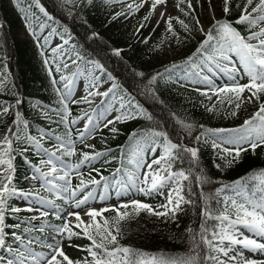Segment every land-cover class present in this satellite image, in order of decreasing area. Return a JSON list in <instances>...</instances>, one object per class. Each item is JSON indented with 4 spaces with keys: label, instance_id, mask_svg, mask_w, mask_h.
Returning a JSON list of instances; mask_svg holds the SVG:
<instances>
[{
    "label": "snow or ice",
    "instance_id": "6c2138e0",
    "mask_svg": "<svg viewBox=\"0 0 264 264\" xmlns=\"http://www.w3.org/2000/svg\"><path fill=\"white\" fill-rule=\"evenodd\" d=\"M93 2L94 0H81L79 6L91 5ZM13 3L19 8V0H13ZM32 3L40 13L48 17L45 9L40 6V0H32ZM183 3L185 0H177L176 6L179 7ZM166 5L167 0H151L149 12L143 19H151L159 6H164V11H160L158 16L164 18L167 15ZM143 6V4H129L127 14L131 15L133 11H139ZM232 7V0H222V12L225 17L230 15ZM236 7L239 8V15L234 20L215 19L207 29L200 28V31L204 33L203 39L199 42L195 52L185 59L183 65L172 64L170 68H165V72L169 76L177 73V70H182L183 76L179 79L195 77L194 83L207 85V90H196L200 91L201 95L207 96L209 100L212 97L208 93L211 92L221 103L227 99L229 104H232L234 100L258 104V108L238 128L215 130V132L230 134L220 142H217L216 139L212 140V147L218 150L220 158L228 166L238 163L242 152H247L249 149L255 152L258 147L264 146V100H262V96H264V0H244ZM187 8L189 10L193 8L192 0H187ZM20 10L23 11V9ZM184 14L189 15L190 13L184 12ZM123 15H125L124 11L115 13L113 18ZM33 18L35 19V17ZM173 19L174 17L168 16L165 21L168 31H172L171 21ZM179 22L186 30L188 29V25L183 20ZM157 23H160V20H157ZM195 23L199 24L200 22L196 20ZM239 25L246 26L244 33L236 27ZM26 26L29 31H32L31 23ZM145 26L141 23L137 32ZM39 27L44 29L45 25L40 24ZM32 34L36 35L34 31ZM43 39L47 44L48 36ZM68 43V39L63 40V45ZM51 52L54 57L58 58L64 54V48L62 45H55L51 48ZM120 54L121 50H115V55L120 56ZM78 61L84 64L83 68L80 67ZM70 62L76 65V71L69 76L61 74L59 81L56 79L52 81L53 84H61L63 88V91L57 89L62 107L56 111L60 115V122L64 123L68 129L65 133L68 139L65 140L57 135L55 137L57 143L52 146L54 151L43 147L39 139L22 131L21 123H23V128H28L29 125L27 121H21L19 111L15 112L6 132L0 134V264H264V259H254L245 255V252H248L264 256V170L254 173L250 177L251 184L248 181L236 180L231 185L217 188L216 196L211 199H215L216 205L219 207L205 205L200 210L203 222L201 231L198 233L200 241L197 246L202 249L198 254L199 259L196 255L191 254L187 258L166 257L163 253L149 257L145 253L119 244L120 222L128 219L130 214L139 215L142 211H146L156 217L174 219L177 213L183 210V205L193 203L190 198L186 199V196L190 197L192 194V182L194 181L197 187H202L203 184L211 181L203 175V169L199 166L197 147L172 142L163 131L149 130L145 132L142 129L140 133L130 134L129 139L134 141L133 146L127 150L120 149L122 157H128L127 163L125 164L122 159L121 166L110 174L111 180L93 167L92 171L97 172L99 179L92 176L88 179L80 178L79 184L73 187L70 172L77 170L79 177L78 170L81 165L92 164L93 161L101 157H105L103 160L105 164L110 161L107 160L105 152L82 153V158H79L78 162L74 164L67 163L62 159V156L72 157L75 155V140L71 138L72 127L79 122L87 121L76 136V140L83 143L97 128H108L109 125H114L116 122L135 119L137 113L144 115V112L138 105L133 106L131 102L126 105L122 97H117L114 94L117 88L115 83L103 91L100 90L103 78L95 75L96 71H103L100 63L84 61L78 55L70 57ZM44 63L47 65L49 61L45 60ZM62 67L69 69V63L63 62ZM55 72H61L59 62ZM49 74L52 75L51 72ZM218 74L226 76L231 83L217 85L214 78ZM80 76L89 78L90 84L87 87L86 95L76 97L73 96L72 85L75 78ZM152 79L155 80L156 77L154 76ZM243 79H247V83H241L240 81ZM112 80L113 77L108 75L107 81ZM246 91L249 95L243 96ZM110 96L111 100L118 104L112 109L118 114L111 119H105L104 113L107 109L94 116L96 107H93L92 113L85 111L83 116L70 119L69 104L65 103L66 100L70 99L72 104L84 103L93 106L97 98H100L98 107L102 108L105 98ZM20 103L17 100L16 106L18 107ZM240 107V103H235L236 109ZM208 110L212 111V108ZM230 114L235 116L237 112L232 111ZM0 115L12 116L10 108L0 106ZM96 119L100 121L99 124L94 123ZM147 119L151 120L152 117L148 116ZM185 127L190 128L191 125H185ZM110 131L116 133L118 129L113 126ZM202 138L207 143L204 133L194 137L196 142H200ZM157 140L161 141L163 152L152 157L149 161H145L143 157L144 142L151 145L149 150L152 153H157L160 147L156 144ZM16 141L20 143L26 141L32 144L43 157H46L39 161L40 166L32 165L34 174L26 179L39 181L41 188L66 199L71 203L72 208L80 209L88 217V221L82 219L81 211L69 210L66 215H57V219L61 220L59 225L46 224L43 221L37 225L32 221L38 220L39 217H47L49 212L29 208L28 211L39 212V216H33L25 221L24 223L31 226L24 227L22 231L25 234L40 233L34 238L29 235H21L16 231L21 229L20 222L7 223V215L19 214L22 211L20 207L10 203L12 198L31 199L33 203H47L49 206L55 207L51 200L45 201L40 197L34 187L29 191H24L15 186L14 173L16 169L13 164L15 158L13 152L17 150L14 149L13 144ZM228 145L234 147H228ZM85 147L92 146L85 144ZM27 150L24 148L19 151L22 154ZM177 163L181 165L187 163V168L174 169V165ZM129 165L132 167L129 168ZM142 168L145 170L139 171ZM101 187L105 190L112 187L116 190L117 195L128 189L148 196L158 193L164 197V201L158 208L132 199L130 203L112 205L99 210L90 205L85 209L83 206L88 205V201L96 195V189ZM226 190L231 191L233 195H224L222 200L217 199ZM99 195L100 199L105 198L104 192H100ZM201 195L203 196V194ZM108 211H115V217L111 221L104 217V213ZM68 217H75L76 223L72 225ZM98 217H103L102 222L97 220ZM210 221L215 223L209 224ZM73 228L81 231H73ZM10 229L11 231H9ZM45 232L51 233V235H45ZM65 234L69 240L81 234L87 238L91 243L82 250L87 253L90 259H71L62 246ZM193 240H195L194 237ZM36 247L47 251H37Z\"/></svg>",
    "mask_w": 264,
    "mask_h": 264
},
{
    "label": "rangeland",
    "instance_id": "374dc122",
    "mask_svg": "<svg viewBox=\"0 0 264 264\" xmlns=\"http://www.w3.org/2000/svg\"><path fill=\"white\" fill-rule=\"evenodd\" d=\"M6 7V14L10 19H14V24H11L8 20L10 27L12 26V34L17 37L20 41L26 42L28 56L33 64L37 67L36 75L44 80L49 82V99L51 104L55 106V109H61L60 104V95L57 89L63 91L62 85L57 83L53 84V79L59 81V75L63 74L65 76L71 75L72 72L76 71V65L71 64L70 57H76L77 54L71 49L73 43L70 42V36L68 32L58 31L53 29L46 22L48 17H45L43 13H40L35 4L32 3V0H19V8L13 3V0H0ZM71 14L75 18H86L89 22L92 23L95 30H100L106 33L110 38H112L116 43H122L120 46L126 47L125 54L129 56L132 61L139 67H154L163 63L170 62L179 57L184 56L195 44L196 39L200 36H203V32L200 31V28L203 27L207 29L210 23H213L215 19H222V14L219 12V0H192L193 8L189 10L187 8V0L185 3L180 4L177 7V0H167V15L164 18H160L158 13L164 11V6H159L156 13L153 14L151 19L144 20L143 18L148 14L150 9L151 0H94L93 4H85L83 7L79 6L81 0H65ZM244 0H242V3ZM129 4H143L144 6L140 8L139 11H133L131 15L127 14V6ZM41 6V4H40ZM42 7V6H41ZM20 9H23L21 11ZM184 9V11H181ZM125 12L123 16H117L113 18V14L119 12ZM184 12H189V15H185ZM168 16L174 17L171 21L173 28L172 31H168L166 20ZM27 17V19H25ZM35 17V19L33 18ZM43 17V18H42ZM49 17H51L49 15ZM42 18V20H41ZM45 18V19H44ZM225 19V18H223ZM157 20H160V23H157ZM180 20H183L185 24L188 25L186 30L181 24ZM199 20V24H196L195 21ZM28 23L32 25V31L36 33L33 36L32 31H29L26 26ZM143 23L146 26L141 28L139 32L137 29L140 24ZM40 24H44V29L39 27ZM175 33V35H173ZM48 36V43H44V37ZM68 39L69 43L63 45V39ZM55 45H62L64 48V54L60 55L58 58L54 57L51 48ZM80 57V56H79ZM45 60H48L49 63L46 65ZM88 61V60H84ZM61 64V72L56 73L55 68L57 63ZM68 62L69 69H63L62 63ZM80 67H84V64L80 61ZM91 66V65H89ZM52 73L50 75L49 73ZM95 75H98L103 78L100 83V90L103 91L109 87L112 83H115L114 80L107 81V76L109 75L104 69L102 72L96 71ZM183 76L182 70H177V73H173L171 76H160L153 80L151 77L150 82L152 84L156 83L162 87L167 86L166 99L172 106L175 115L179 122L185 127V125H192L196 122H201L203 124H209L217 126V129H233L238 128L245 119H247L255 111V103H246L241 101L234 100L232 104H229L227 99H224V102L221 103L216 96L212 95L211 92L208 93L211 96V100L207 96L201 95L200 89L202 91L207 90V85L202 83H194L195 77H188L185 79H179ZM217 85H223L225 83H231L227 80L226 76L218 74L215 78ZM241 83H247V79L240 81ZM90 84V79L80 76L76 77L72 85L73 96H83L87 93V87ZM116 84V83H115ZM117 85V84H116ZM117 97H122L124 103L127 105L129 102L133 106H137L134 101L129 97L124 90L117 85V88L114 93ZM249 93L246 91L243 96H248ZM100 98H97L96 103L93 106L88 104H72L70 99L66 100L65 103L69 104L68 112L69 117L76 118L83 116L84 112L87 111L92 113L93 107H96V113L93 115H98L100 111L107 109L104 116L105 119H111L114 115L118 114L113 112V107H117L118 104L111 100V96L105 98V103L103 107H98ZM235 103H240L241 107L239 109L235 108ZM2 101H0V106L5 107ZM33 106L39 111V116L45 119H52L57 113H50V109L44 104L40 96H37L33 102ZM140 108V107H139ZM212 108V111L208 109ZM141 109V108H140ZM236 111L237 115L233 116L230 113ZM57 112V111H56ZM144 112V111H143ZM144 115L136 114L135 119H130L127 121L116 122L114 125H109L108 128L99 127L92 133V135L85 139L83 143L79 140H76L78 131L83 129V124L87 121L79 122L77 125L72 127L71 138L75 140L74 151L75 155L72 157L62 156L67 163L74 164L78 162L79 158H82V153H87L88 147H85V144L91 146H101L115 144L117 143L116 133L110 131L111 127H116L117 129L124 130L126 127L132 125V123L142 119ZM94 123L99 124L98 119L94 120ZM188 128V127H185ZM91 130V129H89ZM50 131L57 135H61L62 130L57 127H50ZM66 133V132H65ZM215 133V134H214ZM230 134L227 132H210L206 134L207 142H211L213 139H216L217 142H220L223 138H227ZM39 139L42 146L48 148L49 150L54 151L53 145L50 139L46 136L44 130H37L34 136ZM67 139L68 137L65 136ZM66 139V140H67ZM19 147V146H18ZM151 147V146H150ZM148 148L146 153L145 161H149L152 157L157 156L163 152V147L160 145L157 153H152ZM228 147H234L233 145H228ZM117 150L114 149V152ZM32 152L35 153L38 162L35 166H40L39 161L43 157L42 154H39V150L33 146ZM60 154V153H58ZM107 158V157H106ZM121 162L126 164V158H118ZM118 163V166L120 165ZM87 168L92 174L91 170L93 167L98 169L96 164L89 165L86 163ZM85 166V167H86ZM131 168L132 166H128ZM29 173L27 178H30L34 172L33 168ZM145 169H139V171H144ZM79 177L77 175V170L70 172L71 184L73 187L79 184L80 178L88 179L91 175L84 173L83 171L78 170ZM27 183L19 182L15 186L17 189H22L24 191H29L33 187L39 196L42 197L45 201L51 200L52 204L55 207L49 206L47 203H33L31 199L23 200L19 198H12L10 201L14 206L20 207L23 213L27 218L33 216H39V212L33 210L28 211L27 209H39L40 211H55L54 215H66V213L71 211H81L80 209H75L71 207V203L67 202L66 199H62L60 196L55 193H49L44 188L40 187V182L36 180L26 179ZM100 192H104V199H100ZM166 193V190H165ZM229 196L233 195L229 191ZM35 195V193H34ZM79 195V194H78ZM155 197L154 207H159V205L164 201V197L158 193H153L152 195H143L134 190L128 189L123 191L120 195H117L115 192H106L101 188L96 189V195L88 201V205L83 206L85 209L90 205L93 208L101 209L104 207H111L112 205H119L122 203H130L132 199L139 200L141 202H148L149 199ZM57 210V212H56ZM123 211V210H122ZM134 213L130 214V217ZM82 219L88 221V217L84 215L81 211ZM104 217L108 218L110 221L115 217V211H108L104 213ZM72 225L76 223L75 217H68ZM98 221L103 220V217H98ZM115 227V226H113ZM73 231L80 232V229L73 228ZM250 235V234H249ZM89 240L85 238L82 234L80 236H74L70 240L65 234L62 240V246L65 253L73 260H79L82 256V249L88 246L86 242ZM245 255L254 258V259H264V256L258 254L245 252Z\"/></svg>",
    "mask_w": 264,
    "mask_h": 264
},
{
    "label": "trees",
    "instance_id": "16d2710c",
    "mask_svg": "<svg viewBox=\"0 0 264 264\" xmlns=\"http://www.w3.org/2000/svg\"><path fill=\"white\" fill-rule=\"evenodd\" d=\"M100 1V0H98ZM46 11L52 15L53 25L59 28L67 26L72 32L73 37L71 40L74 43V49L80 53L84 59H92L100 63L103 68L114 78L115 83L120 86L144 111L145 116L132 123L124 130L118 129L116 132L117 143L101 146L88 147L87 153L94 154V152H105L107 160L110 163H103L105 157L93 161L98 165V170L102 175L111 180V173L121 166L119 157H122L121 148L127 150L130 146L134 145V141L129 139L131 133H140L143 129L145 132L149 130H157L165 132L172 142H178L183 145L197 147L199 156V166L203 169V175L209 179L210 183L203 184L202 187H197L195 182H192V194L186 196V199H191L193 203L183 205V210L177 213L176 217L165 218L156 217L146 211H142L139 215L133 214L130 219L120 222L121 233L118 238L119 244L130 247L133 250L147 254L149 257L152 255H159L163 253L166 257H180L187 258L190 254L196 255L199 259V253L202 251L199 244L200 237L198 233L201 231L202 217L201 209L205 206L219 207L216 205V200L211 197L216 196V189L223 185H231L236 180L248 181L254 173L264 170V146L258 147L255 152L249 149L247 152H242L238 163L228 166L223 159L220 158L218 150L212 147L211 142H196L194 137L201 133L209 134L217 129V126L203 124L196 122L189 128L183 125L177 119L175 112L166 99L167 86L162 87L156 83L152 84L150 78L153 76H166L165 68H170L172 64L183 65L185 59L195 52L199 42L203 36L196 39L194 46L184 54L181 58L172 62L163 63L154 67L139 68L132 59L125 54L122 43H116L106 33L100 30H95L92 23L87 19L72 20L70 10L65 0H40ZM242 4V0H232V11L229 16L225 17L222 12V1L219 5V12L227 20H234L239 15V8L236 5ZM8 20L14 24L15 20L10 19L6 14L5 6L0 2V72L5 73V81L1 83V100L6 102V107L10 108L12 116L0 115V134L6 132L7 126L12 122L16 111L21 114V121H27L29 127L23 128V123L20 127L24 133L34 136L37 129H44L49 138L55 140L56 134L48 129V125H44L43 119L38 118V112L32 107L31 102L37 94L42 96L45 103L48 104L49 97L47 94V81L36 75V66L31 62L26 42L20 41L12 33L10 27L7 26ZM210 23L208 25L211 26ZM207 27V28H208ZM242 33L245 32V25L236 26ZM115 50H121L120 56L115 55ZM160 75H157V74ZM2 75H0L1 77ZM156 77V78H157ZM21 103L16 106V101ZM264 100V96H262ZM258 104L255 105V109ZM151 116L152 119H147ZM32 117L34 119H32ZM55 126H61L64 131L62 136L68 130L64 123L60 122V117L52 119ZM67 139L66 137H62ZM144 142V141H142ZM145 143L143 157L146 158L148 148L151 146ZM157 145H161V141H156ZM16 145L19 147L17 148ZM13 152L15 157L13 160L16 169L14 173V182H26V177L31 172L32 165L38 162V157L32 153L33 145L28 142L20 143L16 141L13 144ZM27 148L26 152L19 151L20 149ZM114 149L117 151L114 152ZM41 154V153H40ZM130 155V153H129ZM115 157V158H113ZM30 162V163H29ZM120 165L118 166V163ZM220 165V167H217ZM85 164L81 165L80 169L84 170ZM187 168V163L181 165L177 163L174 169ZM93 176L99 179L97 173ZM103 183V182H102ZM101 189H103L101 187ZM106 192H115L116 190L109 187ZM226 190L221 193V199L224 195H229ZM203 194V196L201 195ZM155 197H152L148 204H154ZM12 204V203H11ZM218 214V213H216ZM29 219L18 215L7 216V223L12 224L16 222L21 223V229L16 230L21 235H29L35 237L40 235L38 232L31 234L23 233L24 227L31 225L24 223ZM43 221L46 224L59 225V220L38 219L33 220L32 223L39 224ZM215 223L210 221L209 224ZM11 231V229H10ZM45 235L51 233L45 232ZM210 236V233H209ZM193 237L195 240H193ZM51 242V241H49ZM195 249V251H192ZM37 251H40L36 247ZM84 259L88 257L84 252ZM82 260V259H81Z\"/></svg>",
    "mask_w": 264,
    "mask_h": 264
}]
</instances>
